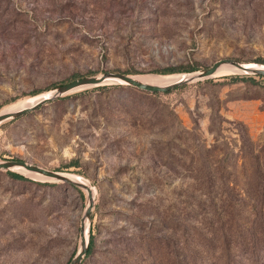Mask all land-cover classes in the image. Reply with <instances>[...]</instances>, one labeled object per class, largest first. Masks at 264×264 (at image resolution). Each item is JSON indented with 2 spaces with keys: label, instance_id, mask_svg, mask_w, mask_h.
I'll list each match as a JSON object with an SVG mask.
<instances>
[{
  "label": "rangeland",
  "instance_id": "1",
  "mask_svg": "<svg viewBox=\"0 0 264 264\" xmlns=\"http://www.w3.org/2000/svg\"><path fill=\"white\" fill-rule=\"evenodd\" d=\"M222 59L264 64V0H0V114L77 77ZM231 75L71 93L1 125L0 161L94 184L82 264H264V79ZM23 174L0 171V264H70L86 191Z\"/></svg>",
  "mask_w": 264,
  "mask_h": 264
},
{
  "label": "water",
  "instance_id": "2",
  "mask_svg": "<svg viewBox=\"0 0 264 264\" xmlns=\"http://www.w3.org/2000/svg\"><path fill=\"white\" fill-rule=\"evenodd\" d=\"M232 68L238 75L252 77H264V64L248 63L234 59H222L212 66L186 72L180 75V78L166 86H155L145 83L135 76L121 73L106 72L97 76L84 77L73 80L69 83L60 85L43 94H40L30 101H35L31 106L21 109L14 113H1L0 126L13 120H18L30 113L38 111L41 107L53 103L71 93L87 90L96 87L118 85L131 87L150 94H166L177 88L186 86L191 83L201 82L218 77V72L223 68ZM0 171L17 173L24 175L29 172L45 180L58 184L70 185L83 189L87 193V205L81 220L80 227V246L79 250L70 264H82L90 250V232L92 226L93 213L97 206L98 194L96 187L89 180L75 174H68L59 171L48 170L40 166L27 163L24 161H0ZM25 176V175H24Z\"/></svg>",
  "mask_w": 264,
  "mask_h": 264
},
{
  "label": "bare ground",
  "instance_id": "3",
  "mask_svg": "<svg viewBox=\"0 0 264 264\" xmlns=\"http://www.w3.org/2000/svg\"><path fill=\"white\" fill-rule=\"evenodd\" d=\"M235 70L232 68H223L220 72H218V74L216 75H224V74H231L234 73ZM136 79H139L145 83H148L150 85H155V86H166L169 85L171 83H173L174 81H176L177 79L180 78L179 75H174V76H138V77H134ZM33 103H35V101H30V100H26L23 101L19 104L13 105L11 108H8L7 110H5L3 113H14L17 112L21 109H24L26 107L31 106ZM26 175H32L35 176L33 174H30L29 172H24ZM38 177V176H35ZM40 178V177H38Z\"/></svg>",
  "mask_w": 264,
  "mask_h": 264
},
{
  "label": "trees",
  "instance_id": "4",
  "mask_svg": "<svg viewBox=\"0 0 264 264\" xmlns=\"http://www.w3.org/2000/svg\"><path fill=\"white\" fill-rule=\"evenodd\" d=\"M258 62H262L264 63V61H261V60H258ZM197 68L195 67H192V68H188V69H179V70H172V71H169L167 73H175V72H183V71H192V70H196ZM79 77L77 78H74L73 80H76L78 79ZM259 78V79H264V77H252V76H225V77H222V79L220 80H224V81H230V82H234V83H237V82H245V81H250V82H255V80ZM108 87H99L98 90H105L107 89ZM122 88V87H121ZM120 89V88H118ZM88 92V91H86ZM143 94H146L148 95L147 93H144L142 91H139ZM157 94H154L152 96H155ZM7 174H9L10 176H13L15 178H18V179H22V180H26V177H24L23 175H20V174H17V173H10V172H7Z\"/></svg>",
  "mask_w": 264,
  "mask_h": 264
}]
</instances>
